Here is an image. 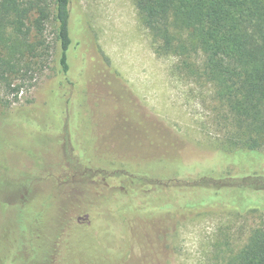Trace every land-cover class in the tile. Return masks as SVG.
<instances>
[{
    "label": "rangeland",
    "instance_id": "1",
    "mask_svg": "<svg viewBox=\"0 0 264 264\" xmlns=\"http://www.w3.org/2000/svg\"><path fill=\"white\" fill-rule=\"evenodd\" d=\"M44 1L53 12L54 0ZM71 11L67 73L50 20L42 34L30 33L44 44L41 55L26 54L32 70L14 81L22 89L0 80V163L3 156L11 163L13 156L39 159L51 138L62 145L75 127L94 167L168 182L148 197L135 189L112 205L116 225L125 227L116 233L128 244L111 264H236L264 226V191L176 181L184 168H200L190 151L237 141V117L205 75L202 54L166 52L134 0H71ZM36 60L43 64L38 72ZM258 155L251 158L258 162ZM260 155L264 174V147Z\"/></svg>",
    "mask_w": 264,
    "mask_h": 264
},
{
    "label": "trees",
    "instance_id": "2",
    "mask_svg": "<svg viewBox=\"0 0 264 264\" xmlns=\"http://www.w3.org/2000/svg\"><path fill=\"white\" fill-rule=\"evenodd\" d=\"M134 2L166 52L202 54L205 75L218 84L238 121L234 145L229 140L210 152L189 150L200 168H184L176 181L264 191V174L258 172L264 147V0ZM53 5L52 12L44 0H0V80L11 90L19 92L22 84L15 79H24L32 70L26 54L41 55L44 42L31 41L32 29L42 34L50 20L56 23L60 67L63 73L69 71L71 0H54ZM33 12L37 17L31 20ZM35 63L33 71L42 70L43 64ZM74 130L62 145L51 138L53 148L40 152L39 159L35 154L23 160L13 156L11 163L3 156L0 264H111L128 244L116 233L121 224L116 225L112 205L135 189L148 197L157 186L168 184L125 169L94 167ZM256 151L258 162L251 158ZM236 264H264V226L256 230Z\"/></svg>",
    "mask_w": 264,
    "mask_h": 264
}]
</instances>
